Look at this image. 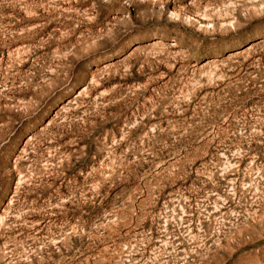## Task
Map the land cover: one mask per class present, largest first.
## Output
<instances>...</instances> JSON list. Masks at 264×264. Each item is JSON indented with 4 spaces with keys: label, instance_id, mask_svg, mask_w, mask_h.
<instances>
[{
    "label": "rangeland",
    "instance_id": "374dc122",
    "mask_svg": "<svg viewBox=\"0 0 264 264\" xmlns=\"http://www.w3.org/2000/svg\"><path fill=\"white\" fill-rule=\"evenodd\" d=\"M0 264H264V0H0Z\"/></svg>",
    "mask_w": 264,
    "mask_h": 264
},
{
    "label": "bare ground",
    "instance_id": "6f19581e",
    "mask_svg": "<svg viewBox=\"0 0 264 264\" xmlns=\"http://www.w3.org/2000/svg\"><path fill=\"white\" fill-rule=\"evenodd\" d=\"M176 15V14H175Z\"/></svg>",
    "mask_w": 264,
    "mask_h": 264
}]
</instances>
